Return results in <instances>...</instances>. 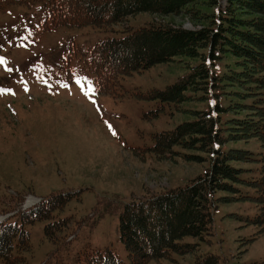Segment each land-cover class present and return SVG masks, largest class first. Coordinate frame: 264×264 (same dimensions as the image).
<instances>
[{
    "label": "rangeland",
    "instance_id": "374dc122",
    "mask_svg": "<svg viewBox=\"0 0 264 264\" xmlns=\"http://www.w3.org/2000/svg\"><path fill=\"white\" fill-rule=\"evenodd\" d=\"M48 2L0 0V212L7 207V213L0 215L15 216L52 193L78 192L51 219L26 225L31 233V264H79L84 250L107 246L129 262L120 239V215L126 203L183 186L209 166L207 160L155 152V135L194 119L196 111L210 107L213 97L192 88L183 102L155 95L156 90L185 79L200 60L187 56L125 75L116 90L99 92L81 70L79 49L151 22L200 29L218 7L197 0L178 14L140 12L106 28L53 27ZM220 4L223 9L228 6L227 0ZM234 5L239 18L259 16ZM220 64L233 77L225 81L229 104L239 103L237 110L251 112L242 105L251 98L236 94L259 91L251 77L252 63L226 52ZM227 146L262 149L255 138L232 139ZM235 164L256 166L253 161ZM238 185L249 190L250 197L220 205L212 236L204 240L185 236L180 241L196 244L195 249L184 254L171 251L148 264H193L207 253L219 255L221 264H264V202L253 198L260 192H253L251 185ZM33 196L36 202L27 207ZM66 218L62 229L47 234L48 222ZM16 220L21 222V216L13 217ZM68 233L72 234L64 239Z\"/></svg>",
    "mask_w": 264,
    "mask_h": 264
},
{
    "label": "trees",
    "instance_id": "16d2710c",
    "mask_svg": "<svg viewBox=\"0 0 264 264\" xmlns=\"http://www.w3.org/2000/svg\"><path fill=\"white\" fill-rule=\"evenodd\" d=\"M196 1L49 0L48 14L53 27L92 25L106 28L140 12L178 14ZM221 1L208 0L218 10L210 16L209 24L200 29L151 22L138 28L129 27L122 31L123 36L104 38L93 46L79 49L83 53L81 70L89 74L99 92L116 90L114 86L125 75L172 61L177 56H187L200 60L191 66L185 79L167 90H156L155 95L163 100L183 102L188 96L186 91L192 88L202 89V96L213 97L210 107L196 111L194 119L180 123L173 130L157 133L152 146L159 154L185 155L197 162L207 160L209 166L183 186L126 203L120 215V239L129 262L107 246L84 250L78 256L79 264H148L151 260L168 257L171 251L190 252L196 244L181 242L182 238L190 235L204 240L212 236L220 205L250 197L246 195L249 190L244 191L239 183L254 187L253 192H260V196L253 198L264 202V0H227L225 9ZM234 3L259 16L239 18ZM226 52L246 58L255 70L251 77L259 91L236 94L243 99L251 98L242 104L251 111L249 113L237 110L239 103L229 104L225 81L232 76L220 69ZM228 122L235 124L232 127L239 132L227 126ZM251 138L261 141L262 149L227 146L232 139L247 141ZM181 149L196 152L181 154ZM239 161H253L256 166L236 165ZM218 192L227 194L218 195ZM75 193L78 192L52 193L32 208L19 212L21 222L13 221L17 215L0 222V264H31V233L26 225L51 219L53 212L63 208ZM6 210L4 206L0 213H7ZM67 222L68 218L48 222L47 234L62 229ZM71 234H66L64 239ZM193 264H221V259L217 254L207 253L199 255Z\"/></svg>",
    "mask_w": 264,
    "mask_h": 264
},
{
    "label": "bare ground",
    "instance_id": "6f19581e",
    "mask_svg": "<svg viewBox=\"0 0 264 264\" xmlns=\"http://www.w3.org/2000/svg\"><path fill=\"white\" fill-rule=\"evenodd\" d=\"M34 202H36V197L35 198H34V196L29 197L27 202H26L27 203L26 206L28 207V206L32 205Z\"/></svg>",
    "mask_w": 264,
    "mask_h": 264
},
{
    "label": "water",
    "instance_id": "95a60500",
    "mask_svg": "<svg viewBox=\"0 0 264 264\" xmlns=\"http://www.w3.org/2000/svg\"><path fill=\"white\" fill-rule=\"evenodd\" d=\"M7 217H8V216H5V218H4V217H1V218H0V222L3 221L4 219H6Z\"/></svg>",
    "mask_w": 264,
    "mask_h": 264
}]
</instances>
